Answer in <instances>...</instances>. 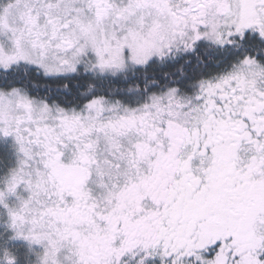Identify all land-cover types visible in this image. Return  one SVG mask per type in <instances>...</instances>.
<instances>
[{
  "label": "snow or ice",
  "instance_id": "snow-or-ice-1",
  "mask_svg": "<svg viewBox=\"0 0 264 264\" xmlns=\"http://www.w3.org/2000/svg\"><path fill=\"white\" fill-rule=\"evenodd\" d=\"M0 264H264V0H0Z\"/></svg>",
  "mask_w": 264,
  "mask_h": 264
}]
</instances>
